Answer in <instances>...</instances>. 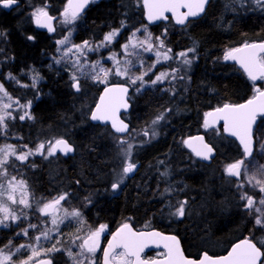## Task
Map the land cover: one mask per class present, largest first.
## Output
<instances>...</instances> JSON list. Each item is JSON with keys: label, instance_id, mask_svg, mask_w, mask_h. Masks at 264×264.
Wrapping results in <instances>:
<instances>
[{"label": "trees", "instance_id": "1", "mask_svg": "<svg viewBox=\"0 0 264 264\" xmlns=\"http://www.w3.org/2000/svg\"><path fill=\"white\" fill-rule=\"evenodd\" d=\"M18 2L23 14L31 5L46 3L54 16L65 4V0ZM223 7L228 12L224 13ZM20 17L0 9L1 73L16 77L6 82L0 77V81L20 103L32 102L29 112L33 118L13 120L2 142L10 137V142L32 148L46 140L64 138L74 147L71 157L44 160L36 156L21 164L18 171L13 170V174L27 181L32 199H52L58 194L49 192L53 190L51 186H59L60 193H69L71 203L82 214L87 209L92 225L115 224L125 218L140 228L173 232L187 257L197 258L202 252L221 254L240 238L253 241L264 252V243L258 242L263 233L254 225V214L240 205L228 187L221 186L224 166L242 157L236 143L221 133L214 147L211 135L205 133L216 151L209 165L198 163L182 143L201 130L207 111L224 103L238 104L252 96L254 83L233 63L225 61L223 52L246 42L264 41V6L246 5L245 0H210L201 17L174 31L168 24L148 25L141 0H102L91 4L73 24L72 41L77 44L97 41L113 29H122L117 43L123 42L125 35L146 26L154 37L166 31L167 36L162 38L173 52L196 48L186 81L131 93L130 131L147 127L160 112H166V119L159 123L154 138L135 140L136 172L116 191L111 190L113 170L118 171L119 149L114 134L107 126L88 120L102 86L87 82V89L84 86L85 91L77 92L66 72L45 67L47 56L54 52L56 38L32 24H22ZM29 35L34 40H28ZM30 69L42 77L35 86L25 79ZM173 88L175 94L170 91ZM165 168L169 173L161 176ZM165 188H169L173 198H185L191 205L196 201L197 215L181 220L169 217L167 194L163 198L159 195ZM65 228L62 236L72 232L74 225L70 222ZM9 238L8 230L0 229V246Z\"/></svg>", "mask_w": 264, "mask_h": 264}, {"label": "snow or ice", "instance_id": "2", "mask_svg": "<svg viewBox=\"0 0 264 264\" xmlns=\"http://www.w3.org/2000/svg\"><path fill=\"white\" fill-rule=\"evenodd\" d=\"M0 2L3 3L4 8H9L17 0H0ZM95 2L96 0H67V4L61 12L63 20L60 22L64 25L75 24L85 8ZM208 2L209 0H143V8L150 23L168 20L169 16L166 13H171V18L175 20L176 24L186 26L192 22L189 19L190 17H198L205 11ZM256 3L264 6V0H256ZM46 9V4L38 7L33 11L32 16L35 18L37 27L46 28L51 33L56 31L53 25L56 17L49 15ZM181 9H187V11L182 12ZM121 30L113 29L106 33L99 42L84 40L77 44L72 41L73 30L69 29L66 35L56 41V51L60 53V58H53L57 64L62 61L71 63L72 68L75 69L70 75L71 86L77 92L81 91V83L77 72L87 76L94 83L106 85L103 95L99 98V103L96 104L95 110L90 114V119L106 125L110 124L112 132L117 134L113 135V139L117 143L121 162L120 172L117 174L115 182L112 183L113 191L118 190L124 178L137 168L133 160V150L136 147L133 141L136 136L143 135L154 138L158 135L156 126L166 119V112H160L147 127L130 131L128 123H125L119 115L122 109L127 111L130 107V87L133 88L134 92L139 93L149 85L163 84L166 80L171 83L173 80L185 79V76L180 75V72L183 70L186 73L191 68L193 61L189 57V53H195L196 51V48L192 47L176 53L174 57L172 49L167 47L165 39L162 38L167 36L166 31L162 33V36L153 37L152 33L144 28L143 38L141 39L137 37V32L142 30L137 28L128 36L126 42L120 45L122 59L118 58V53L110 51L107 59L112 61L111 68L104 67L100 59H95L89 63L88 54L99 53L102 48L110 49L113 41L120 35ZM27 39L34 40V37L29 35ZM142 53H151L155 56V60L146 70L141 71L138 69L139 74H136L132 69L136 67L137 62H139L141 68H144ZM70 54L74 59H68ZM223 59L238 63L251 81L264 80V43L246 42L242 47L228 50ZM169 61H174L178 66L171 67L169 65L170 71H160L155 74L154 79H144L158 64L162 65ZM110 76L125 79V84L109 86ZM8 78L16 79L11 74ZM37 79H39L38 74L33 76V86H35ZM170 91L175 94L174 88ZM255 93L246 103L235 105L224 103L213 111L206 112L203 126L205 129L214 128L219 132L220 129L217 128V124L222 121L223 132L235 137L242 146L243 156L226 164L224 173L227 177L234 178L229 179L227 182L236 187L240 200L245 202L241 206L249 210L250 213H255V225L264 228V196L259 198L258 204L260 206L257 207V200L248 191H245L247 183L253 189H258L260 193L264 194V164L255 163L256 158L253 154V125L258 117H264V90L255 87ZM31 103V101H28L26 104H21L18 99H14L8 93L3 84H0V136L7 133L9 120L18 118L23 121L26 117L28 119L33 118L30 112L27 111L31 108ZM13 105H17L19 109H24V113L18 117L14 116L13 112L16 109L13 108ZM182 143L201 160L207 161L214 157V148L205 143L202 136L188 138ZM73 151V146L64 138L40 142L33 148H30L28 144L19 146L5 144L0 147V227L9 228L10 221L20 228L16 235L27 237L29 240V243L14 246L10 239L7 244L0 246V264H31L34 258L39 257L43 252H59L61 248L57 245L61 243L60 240H57L51 248L45 250L41 243L42 239L51 240V233L59 231V224L63 223L65 218L74 219L79 225L85 223L79 209L69 210L62 206V202H66L69 198V193L63 192L46 202L37 201L35 211L39 212L41 216L49 217L52 228H38L39 220L37 223L29 222L27 226H24L23 221L28 219V213L24 209H32L30 190L25 179H18L17 175L13 174V170L18 171L19 169L16 161L24 164L30 156L38 155L48 159L56 156L57 152L66 156ZM159 163L163 164L164 161ZM32 166H35L34 162ZM160 175L167 176L168 173L162 172ZM17 194H19V198H17ZM165 194H170L169 188H165L162 193H159L162 198ZM187 204V200L177 201L175 205L170 204V209H174V211H170L169 214L177 219L183 218L186 214ZM14 205L20 209L19 212H17V208L13 207ZM105 229L106 225H100L95 229L88 228L86 235L75 237V240L80 241L76 245L79 252L73 253L71 249H66V253L73 264H85V261L88 264H95L96 253L100 250V238ZM30 230H32L31 235ZM80 230L78 229V231ZM75 240L73 241L74 244ZM149 244H154L157 248L163 246L166 251L160 254L164 257L162 260L148 261L141 258V253ZM5 249H8V251L5 252ZM21 249L29 250L31 254L18 261L13 260L14 256L20 254ZM118 249L120 251H117ZM262 257H264V252L251 240L244 239L235 244L227 255L214 258L204 253L199 259H190L184 255L180 247V241L176 236H164L156 231L136 232L129 223H124L112 234L107 247L103 249V264H264ZM38 264H51V258L42 259Z\"/></svg>", "mask_w": 264, "mask_h": 264}, {"label": "rangeland", "instance_id": "3", "mask_svg": "<svg viewBox=\"0 0 264 264\" xmlns=\"http://www.w3.org/2000/svg\"><path fill=\"white\" fill-rule=\"evenodd\" d=\"M238 1L239 0H235V3H237ZM45 4L46 3L29 6L28 7L29 10H27L28 12H24L26 14H23L22 8L19 7L18 5L16 7L12 8L10 11L12 13H18V14H20L21 17L19 19H20V21H21L22 24H32L33 26H35L37 28V25L35 23V18L32 16V13H33V11H35L36 8L41 7V6L45 5ZM245 4L246 5L247 4L253 5L254 7H256V5H257L256 0H245ZM46 5H47V9L46 10L49 12L48 4H46ZM65 6H66V3L64 4V6L62 8V11H63V9H64ZM1 8H2V6H1V2H0V9ZM223 11H224V13L225 12H228V10H227L226 7H223ZM61 12L57 16H54V17H56V20L54 21V24L53 25H54L56 31L50 33L49 35H51L52 37H55L56 38V40H55V49H54V52H53L52 55L47 56V60H46V63H45V67H50V66L58 67L63 72H66L68 74V76H69V79H70L71 72L72 71H75V69L72 68L71 63H65L64 61H62L60 64H57V63H55V60L53 59L54 57L56 59H59L60 58V53H57V51H56V49H57V44H56L57 39H60V38H62L63 35H66L69 29H72L73 30L72 31V37H73V33L75 32L74 29L72 28L73 27V24L72 25H64V24H62L60 22V21L63 20V17L61 16ZM144 28H146V26L139 27V29H141L142 31L141 32H137V37H139L141 39L143 38L142 32H143V29ZM147 31H148V29H147ZM131 33H128L127 35H125V41L117 43L118 37L121 35V32H120V35L111 44L110 49L109 48H102L99 53H89L88 54V57H89V61L88 62L91 63L95 59H100L101 60V63L103 64L104 67L111 68L112 67V61L107 59L108 55L110 54V51H115L116 53H118V58L122 59L123 57H122L120 45L126 42L128 36H130ZM103 36L99 40H97V41L95 40V41H91V42H99V41H101L103 39ZM170 48L172 49V47H170ZM189 48H192V47H188L187 49H189ZM187 49H183V50H180V51H177V52H173V49H172V54L175 57L176 53H179V52L184 51V50H187ZM230 49H233V48H228V49L224 50L223 56ZM195 55H196V53H189V57L193 61L192 62V65H191V68H192V66L194 64V61H195V57H196ZM142 56H143V61H144V68H141L139 62H137L136 63V67H134L132 69V71L134 73H136V74H139L138 69L141 70V71L142 70H146L147 67L149 65H151L154 62V60H155V56L152 55L151 53H142ZM68 59H74V57L70 54L69 57H68ZM169 65H171V67H177L178 66L177 63H175L174 61H169V62H167L165 64H162V65L158 64L156 66V68L153 69L152 72H149V74L147 76H145L144 79L145 80L154 79L155 74H157L158 72L165 71V70L170 71L171 69H170ZM191 68L188 69L186 73L183 70L180 72V75H184L185 76V79H183V80H178L177 79V80H173L171 83H169L166 80L163 84H159L158 83L156 85H149L146 88H151V89H153L155 87H157V88L159 87L160 88V87H162L164 85H167V84H172V86H174L175 84H177L179 82H184V81H186L188 79V76H189V73H190ZM86 71H87V69H86ZM3 74L1 73V68H0V77H1V79H3V81L4 80H7L8 81L9 80V78H8L9 76L7 74H4V75ZM37 74L39 75V73L35 69H30V70H28L26 72L25 79H26V82H28V84L30 86H33V76L34 75H37ZM77 76H78V78H79L80 81L81 80L83 81V82H80L81 83V90L83 89L84 86H85L84 88L87 89V85H89V83H87V82H91L92 85H97L99 87H101V86L104 85V84H100V83H94L87 76H83L79 72H77ZM41 80H42V78L39 75V79L36 80V83L35 84L40 83ZM70 81H71L70 82V85H72V80L70 79ZM114 81L125 82V79H122V78L116 77V76H110L109 77V82H114ZM259 81H260L259 84H255L256 82H254V85L255 86L253 85V88H252L253 93L255 92V87L262 88L264 86V80H259ZM259 81H257V82H259ZM83 90L85 91V89H83ZM132 90H133V88H132ZM132 92H133V94L136 93L134 91H132ZM14 99H17V98H14ZM26 103L27 102H23L21 104H26ZM13 108L16 109V111L13 112V115L14 116H17V117L19 115H22L24 113V111H25L24 109H19L17 105H13ZM10 111H11V109H10ZM27 111H30V109H27ZM12 121L13 120H9L8 121V125H10L12 123ZM140 129H143V128H140ZM201 129H202V132L203 133H208L209 135H211L212 141L214 142L213 145L215 147L217 145V142H218L217 136L218 135H221V133H222L221 132V129H220L219 132H217L216 129H214V128L205 129L204 126H203V124H202V128ZM156 131H158V125L156 126ZM150 137L151 136L145 137L143 135H139V136H136L135 140H137L138 138H143V140H146V139H148ZM253 137H254V140H255L254 153H253L254 156H255V158H256L255 163H257V164H264V119H259L256 122V124L254 126V129H253ZM2 138H3V136H0V147H2L5 144L17 145V144H14V143L10 142V137H8L7 138V141H5V142H2ZM54 139H50V140H54ZM135 140L133 141L134 144L136 143ZM46 141H48V140H46ZM17 146H19V145H17ZM134 155H135V148L133 150V160H134V157H135ZM34 157H36V156H30L28 159L34 158ZM37 157H39L41 159H44L43 157L38 156V155H37ZM44 160H46V159H44ZM116 162L118 164V171H116V168L113 170L114 171L113 172L114 178H113L111 184L113 182H115V180L117 179V174L120 172V167L119 166H120V162H121V157L119 155H118V158H117V161ZM16 163L19 166L21 165V163L19 161H16ZM163 171L169 173V169H166L165 168ZM14 175H16V174H14ZM17 178L20 179V177H18V176H17ZM125 178H124V181H125ZM221 179H222L221 186L228 187L229 188V191L232 193V195H234L235 197H238L237 198V201L240 203V205H242L243 203H245L244 201H241L240 200L239 194H238V192L236 190V187L234 185L229 184L227 182L231 178H229V177L226 176V174L224 173V168H223V172L221 173ZM52 187H53V190H50L49 192L56 193V194H60V191L61 190H60L59 186H56V187L51 186V188ZM245 191H248L249 194H251V195L254 196V198L257 200V205L256 206L259 207L260 205L258 204V200H259V198L261 196H264V194L260 193L258 189H253L251 187V185H248L247 183H246V186H245ZM17 198H19V194H17ZM166 198L168 199L167 205H166V207H167V215L169 217H171L172 219L177 220V218H175L174 216H171L169 214L170 211H174V209H170L169 205L170 204L171 205H175L177 203V201H184L185 198H180V197L173 198L172 197V192H170V194H167L166 195ZM48 200H50V199H47V200L45 199L44 201L40 200L39 198H33L32 199L31 196H30V202L32 204V209H24V211L28 213V219L23 221V225L24 226H27V224L31 220L37 219L38 216L40 217L39 212L35 211L36 206H37V201L46 202ZM195 203H196V201H194L193 204L191 205V202H188V204L186 205V209H185L186 214H185V216L183 218L192 217L194 215H197V212L195 211L197 207L196 208L194 207V204ZM62 206L68 208L69 210H71L73 208L79 209L77 206H75V204L73 202L70 203V204H68L67 202H64V204ZM13 207L14 208H17V212L20 211V209L17 206L14 205ZM253 214H254V217H255L256 214L255 213H253ZM58 215H59V213H58ZM82 215H83V219H84V215L85 214H82ZM183 218H181V219H183ZM181 219H178V220H181ZM39 221H40V225L42 226V227H38L40 229H43V228H52L53 227L52 225H50L51 224V221H50V218L49 217L48 218L45 217L42 220L40 219ZM70 222L74 225V229L67 236H62V232L66 229L65 226H67ZM9 223H10V227L9 228H2V227H0V229H6L10 233V238L8 239V241L10 239L11 240L14 239V241H12L14 246H18L19 244L29 243V240H28L27 237H22V236H17L16 235V233L20 231V228H18L16 226V224L11 223L10 221H9ZM254 225H255V218H254ZM255 226L258 229H260L261 232L263 233V237H261L259 239V241H258L259 244H263L264 243V228H260L257 225H255ZM78 229H81V230L78 231ZM85 230H87V226L85 225V223L83 225H79L76 220L71 219V218H65L64 219V222L61 223V224H59V231L60 232L59 231H58V233L54 232V236L55 237H58V239H56L55 241H53L52 238H51V240H43L42 239V241H41V243L43 245V248L46 250L48 248H51L52 245L55 244L57 240H60L61 243L59 245H57V246L61 248V251H59V252H53V253L43 252L39 257L34 258L33 261H35L36 259L41 258V257H50V258L53 259L54 264H73V261L68 257V255L66 253V249H71V251L73 253L79 252V248L76 247V245H78L80 243V241L79 240H75V237L77 235L84 236L83 231H85ZM31 234H32V230H30V235ZM52 235H53V233H51V236ZM74 240H75V244L73 243ZM7 251H8V249H5V252H7ZM13 251H14V248H13ZM30 254L31 253H30L29 250L21 249L20 254H18L17 256H14L13 257V260L18 261L19 259H23V258L27 257ZM85 264H88V262L85 261Z\"/></svg>", "mask_w": 264, "mask_h": 264}, {"label": "water", "instance_id": "4", "mask_svg": "<svg viewBox=\"0 0 264 264\" xmlns=\"http://www.w3.org/2000/svg\"><path fill=\"white\" fill-rule=\"evenodd\" d=\"M100 0H96V2L95 3H98ZM210 1V0H209ZM19 2L17 1L15 4H13L11 7H9V8H4L3 7V3L1 2V6L3 7V9L4 10H6V11H9L10 9H12L13 7H15L17 4H18ZM209 3V2H208ZM141 5H142V11H143V15H144V19H145V22L147 23V24H149V25H152V24H156V23H158V22H166L167 20H165V21H154V22H149L148 21V19H147V14H146V11H145V9L143 8V0H141ZM208 5V4H207ZM207 5L205 6V9H206V7H207ZM86 9V8H85ZM85 11V10H84ZM181 11L182 12H185V11H187V9H181ZM205 12V11H204ZM203 12V13H204ZM203 13L200 15V16H202L203 15ZM166 15H168L169 17H170V19L175 23V20L173 19V18H171V13H166ZM200 16H198V17H195V18H189L190 20H195V19H197V18H199ZM176 24V23H175ZM177 26H182V25H178V24H176ZM40 31H43V32H46V33H50V32H48L47 31V29L46 28H39V27H37ZM52 33V32H51ZM251 43H264L263 41H255V42H251ZM243 45H240V46H238V47H242ZM238 47H236V48H238ZM231 63H233L235 66H236V68L237 69H239L244 75H245V77L250 81V82H253V81H251L249 78H248V76H247V74L243 71V69L242 68H240V66H239V64L238 63H236L235 61H231V60H229ZM111 85H124L123 83H110L109 84V86H111ZM106 87V85H104L101 89H100V91H99V93H98V95H97V98H96V101H95V103L93 104V106H92V108H91V110L89 111V114H88V120H89V122L90 123H92V124H97V125H99V126H107L108 128H109V130L112 132V130H111V125L110 124H103V123H101V122H99V121H92L91 119H90V114H91V112L92 111H94L95 110V106H96V104L97 103H99V98H100V96L101 95H103V90H104V88ZM262 90H264V86L262 87ZM129 92H130V89H129ZM256 93H254V95H255ZM252 98V96L251 97H249L248 99H251ZM248 99H246L245 101H243V102H240V103H238V104H241V103H246L247 102V100ZM233 105H235V104H233ZM129 109H130V107L128 108V110L127 111H124L123 109L121 110V112L119 113V115H120V117H121V119H122V115H124V114H127L128 113V111H129ZM215 109V108H214ZM214 109H211V110H209L208 112H210V111H213ZM264 119V117H258L257 118V120L258 119ZM205 119V118H204ZM209 119H211V118H209ZM124 122L125 123H128V122H126L125 120H124ZM257 122V121H256ZM129 125V124H128ZM255 125V124H254ZM254 125H253V128H254ZM217 126H220V128H221V131H222V134L225 136V137H227V138H229V139H232L235 143H236V145L240 148V150L242 151V153H243V149H242V146L239 144V141L235 138V137H232V136H229L227 133H224L223 132V122L221 121V122H219L218 124H217ZM113 134H115L114 132H112ZM115 135H117V134H115ZM196 136H202L203 138H204V136H203V134H201V133H197V134H194V135H192L191 137H196ZM191 137H188V138H191ZM187 138V139H188ZM67 140V139H66ZM68 141V140H67ZM69 142V141H68ZM204 142L205 143H207L206 141H205V139H204ZM70 143V142H69ZM71 144V143H70ZM207 144H209V143H207ZM72 145V144H71ZM210 145V144H209ZM73 146V145H72ZM211 146V145H210ZM185 148L187 149V150H189L200 162H203V163H205V164H208L209 162H210V160H207V161H205V160H201L200 158H198L192 151H191V149L190 148H188L187 146H185ZM73 149H74V147H73ZM74 154V151L72 152V153H69L68 155H63V154H61V153H59V152H57V155H59V156H61V157H63V158H67V157H70V156H72ZM214 155H215V150H214ZM136 172V170L133 172V173H131V174H129L127 177H131V176H133L134 175V173ZM112 187V186H111ZM120 228V227H119ZM118 228V229H119ZM117 229V230H118ZM116 230V231H117ZM115 231V232H116ZM144 231H156V232H160V231H158V230H156V229H142V230H139V231H136V232H144ZM114 232V233H115ZM162 235H164V236H173L172 234H167V233H162V232H160ZM112 237V236H111ZM111 239V238H110ZM109 239V240H110ZM178 239V238H177ZM244 239H247V238H240V239H237V240H235L234 242H232L231 244H230V246L223 252V253H221V254H218V255H210V256H212V257H219V256H223V255H227V253L231 250V248L235 245V244H237V243H240L241 241H243ZM179 240V239H178ZM253 242V241H252ZM108 243V242H107ZM254 243V242H253ZM107 247V244H106V246L104 247V248H106ZM180 247H181V243H180ZM258 247V246H257ZM181 250H182V247H181ZM151 251H162L163 253L166 251L164 248H163V246L161 245V247H159V248H157L154 244H149V246L147 247V248H145L144 249V251L141 253V258H142V254L143 253H148V252H151ZM183 251V250H182ZM184 253V252H183ZM205 252H202L197 258H192V257H187L185 254V256L187 257V258H190V259H199V258H201L202 257V255L204 254ZM164 257L161 255V256H159V257H153V258H150V259H144V258H142V259H144V260H148V261H152V260H162ZM42 259H46V258H42ZM42 259H38V260H36V261H34V262H32L31 264H38V262L40 261V260H42ZM101 264H103V252H102V255H101ZM51 264H53L52 263V261H51Z\"/></svg>", "mask_w": 264, "mask_h": 264}, {"label": "flooded vegetation", "instance_id": "5", "mask_svg": "<svg viewBox=\"0 0 264 264\" xmlns=\"http://www.w3.org/2000/svg\"><path fill=\"white\" fill-rule=\"evenodd\" d=\"M100 1H102V0H100ZM99 1V2H100ZM65 3H67V0H65ZM91 4H95V3H91ZM91 4H89L88 5V7L91 5ZM18 5H19V3H18ZM49 15H51L50 13H49ZM51 16H54V15H51ZM192 21V20H191ZM53 24H54V21H53ZM160 24H164V25H170L172 28H173V30L175 31V29H179V28H183V27H185V26H182V27H180V26H177L171 19H170V17H169V19L166 21V22H158V23H156V24H152V25H155V26H159L160 27ZM43 32V31H42ZM45 34H48V33H46V32H44ZM49 35V34H48ZM56 40V39H55ZM55 40H54V42H55ZM177 51H180V50H177ZM177 51H175V52H177ZM41 77V76H40ZM42 78V77H41ZM5 82H6V80H4ZM42 81V80H41ZM0 83L1 84H4V83H2L1 81H0ZM109 83H123V84H125V82H121V81H114V82H109ZM4 88H5V85H4ZM6 89V88H5ZM8 91V90H7ZM132 87H130V92H129V97L131 96V93H132ZM9 93V92H8ZM130 109H131V103H130ZM130 109H129V111H128V113L127 114H124V115H122V119L123 120H125L126 122H128V124H129V115H130ZM204 117H205V115H204ZM203 122H204V120H203ZM203 122H202V124H203ZM201 124V125H202ZM219 128V127H218ZM109 129V128H108ZM220 129V128H219ZM111 132V131H110ZM197 133H201V134H203V136H204V139H205V141L207 142V143H209V144H211V146L213 147V145H212V143L211 142H209V139L207 138V136H205V133H203L202 132V129L200 130V131H197V132H195L194 134H197ZM193 134V135H194ZM192 136V135H191ZM233 141V140H232ZM254 145H255V140H254ZM184 147H185V145H184ZM214 148V147H213ZM186 149V148H185ZM215 149V148H214ZM240 149V148H239ZM187 150V149H186ZM188 151V150H187ZM241 151V150H240ZM190 152V151H189ZM191 153V152H190ZM215 153H216V151H215ZM191 155L194 157V159L198 162V163H201V164H203V165H209V164H211V161H212V159L214 158H212L211 160H210V162L208 163V164H205V163H203V162H200L192 153H191ZM215 156V155H214ZM53 157H55V156H53ZM56 157H60V156H57L56 155ZM50 158V157H49ZM60 158H63V157H60ZM136 165H137V163H136ZM126 178H130V177H126ZM125 178V179H126ZM231 179H234V178H231ZM112 186V185H111ZM111 190H112V187H111ZM113 191V190H112ZM188 201V200H187ZM68 204H70L71 203V198H69L67 201H66ZM85 203H86V208H87V197L85 198ZM64 204V202H62V205ZM38 216V215H37ZM43 218H45L44 216H41L40 215V217L38 216V218L37 219H35V220H31L30 222L31 223H37L38 222V220H42ZM48 218V217H47ZM84 221H85V225L87 226V229L88 228H92V229H95V228H97V227H99L100 225H106V229H105V231H104V233H102V235H101V238H100V250H98L97 251V253H96V256H95V264H101V255H102V252H103V249H104V247L106 246V244H107V242L109 241V239L111 238V236H112V234H114V232L119 228V227H121L124 223H129L131 226H132V228H133V230L134 231H139L141 228L138 226V225H134V223L133 222H131V221H128L127 219H122V220H120V221H118L117 223H115V224H106V223H104V222H101V223H97V224H94V225H92L91 224V220L88 218L87 219V209H86V212H85V215H84ZM178 220V219H177ZM44 223V222H43ZM50 225H52V224H50ZM38 227H42L41 225H40V223L38 224ZM76 227V226H75ZM154 229V228H153ZM157 230V229H156ZM160 231V230H159ZM60 232V231H59ZM161 232V231H160ZM56 233H58V232H56ZM162 233H167V234H172V235H174V236H176L178 239H179V237L175 234V233H173V232H162ZM83 234L84 235H86V230L85 231H83ZM52 237V240L53 241H55L56 239H58V237H55L54 236V232H53V235L51 236ZM180 241V240H179ZM79 242V241H78ZM117 251H120L119 249L117 250ZM263 252V251H262ZM161 253H163L162 251H155V252H148V253H144V254H142L145 258H151V257H155V256H160V254ZM145 255H148V256H145ZM41 258H43V257H41ZM48 258H50V257H48ZM39 259V258H38ZM37 260V259H36ZM51 260H52V262H53V264H54V261H53V259L51 258Z\"/></svg>", "mask_w": 264, "mask_h": 264}]
</instances>
